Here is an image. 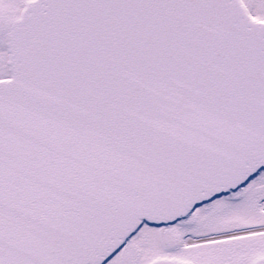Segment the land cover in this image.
I'll use <instances>...</instances> for the list:
<instances>
[{
	"label": "snow or ice",
	"instance_id": "1",
	"mask_svg": "<svg viewBox=\"0 0 264 264\" xmlns=\"http://www.w3.org/2000/svg\"><path fill=\"white\" fill-rule=\"evenodd\" d=\"M0 264H264V0H0Z\"/></svg>",
	"mask_w": 264,
	"mask_h": 264
}]
</instances>
